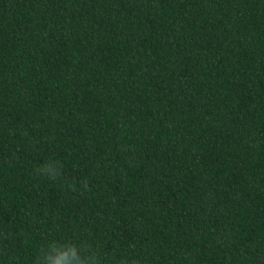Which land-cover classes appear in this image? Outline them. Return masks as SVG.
I'll return each instance as SVG.
<instances>
[{"label": "trees", "instance_id": "1", "mask_svg": "<svg viewBox=\"0 0 264 264\" xmlns=\"http://www.w3.org/2000/svg\"><path fill=\"white\" fill-rule=\"evenodd\" d=\"M53 241L264 264V0H0V264Z\"/></svg>", "mask_w": 264, "mask_h": 264}, {"label": "clouds", "instance_id": "2", "mask_svg": "<svg viewBox=\"0 0 264 264\" xmlns=\"http://www.w3.org/2000/svg\"><path fill=\"white\" fill-rule=\"evenodd\" d=\"M37 174L55 179L60 171L56 161L49 160L36 169ZM86 186V182H85ZM39 264H99L95 254H89L76 244L57 243L48 245Z\"/></svg>", "mask_w": 264, "mask_h": 264}]
</instances>
